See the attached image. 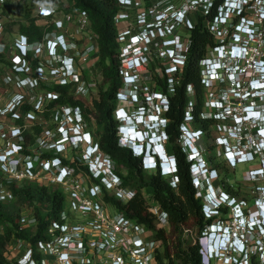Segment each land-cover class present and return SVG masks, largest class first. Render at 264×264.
I'll use <instances>...</instances> for the list:
<instances>
[{"label": "built area", "instance_id": "obj_1", "mask_svg": "<svg viewBox=\"0 0 264 264\" xmlns=\"http://www.w3.org/2000/svg\"><path fill=\"white\" fill-rule=\"evenodd\" d=\"M7 1L0 0V202H14L13 186L30 184L60 189L66 197L63 222L52 223L49 239L34 248L19 242L18 264H180L146 225L106 201L108 195L126 204L136 191L123 186L125 169L101 149L93 101L103 71L89 18L73 2L69 9L38 4L32 17L43 21L44 33L32 40L18 28L7 31L9 22L22 18L13 14L19 0ZM117 8L122 86L114 118L121 146L139 144L142 135L169 123L170 98L182 82L199 20L213 40L198 63L202 89L214 91L205 108L222 121L221 107L236 118L253 107L264 111V0H118ZM186 90L190 96L193 85ZM63 96L83 106L57 103ZM243 127L237 138L245 137L242 129H255L256 147L264 134L256 123ZM153 160L144 159L145 171L155 169ZM150 212L168 233V213L154 200ZM19 223L24 229L37 219L23 216Z\"/></svg>", "mask_w": 264, "mask_h": 264}, {"label": "trees", "instance_id": "obj_2", "mask_svg": "<svg viewBox=\"0 0 264 264\" xmlns=\"http://www.w3.org/2000/svg\"><path fill=\"white\" fill-rule=\"evenodd\" d=\"M71 1L89 18L92 29L99 36V61L103 71V84L100 87L98 99L93 101V107L99 126L98 135L101 149L125 169V174L122 175L123 186L136 191L134 197L126 204H122L115 197L108 195L106 201L115 209L124 212L127 217L146 225L153 231L154 238L165 243L167 256L170 257L174 254L175 260L180 264H202L198 240L205 235L215 217H205L202 199L198 197V191L193 184L190 171L191 163L188 161L187 153L182 149L179 138L182 134L180 128L185 124V114L190 102V96L186 90L188 85H193L199 101L193 117L198 123V128L205 131L207 137L214 136L211 132V126L216 121L200 119L203 106V89L198 66L207 47L213 43L212 37L202 20H199L191 30L192 46L182 82L176 86V92L170 98L167 112L169 119L167 132L169 134V146L178 161L177 183L176 186H173L172 181L163 177L159 172L150 174L145 171L142 167V160L119 145L118 122L114 118V109L117 104L116 93L122 86L120 61L116 55L117 27L114 22V16L118 10V0ZM10 2L12 0H8L7 4ZM46 2L63 8L65 0H46ZM32 11L33 9L29 5H25L21 20L9 22L7 31L12 32V28L17 25L19 32L28 35L32 40H40L44 28L32 17ZM57 89L66 92L65 88L58 87ZM57 103H72L83 106L82 102L65 96ZM54 104L52 103L51 107ZM147 189L151 190L155 203L169 215L170 231L168 233L159 227L156 218L150 212L144 197V192ZM12 190L16 200L12 203L0 202V264H12L6 255L10 244L23 242L25 245L34 248L38 241L49 239L46 232L52 223L63 222L62 212L66 197L60 189L30 184L23 187L13 186ZM43 208L45 212L42 211ZM26 210H29V214ZM229 211L227 205H222L218 209V216L228 215ZM23 216L36 218L37 224L22 229L19 219ZM232 218L233 215L227 220L231 221ZM191 225L198 229L199 239L197 243L192 241L187 243L177 237L181 234L183 227ZM175 235L177 236L174 238ZM15 264H18V260Z\"/></svg>", "mask_w": 264, "mask_h": 264}, {"label": "clouds", "instance_id": "obj_3", "mask_svg": "<svg viewBox=\"0 0 264 264\" xmlns=\"http://www.w3.org/2000/svg\"><path fill=\"white\" fill-rule=\"evenodd\" d=\"M262 109V106L253 107L249 112L243 114L238 118H236L237 115L235 116V114L232 112L227 113L226 110L223 109V107L218 110L219 112H224L227 120H234V129L228 132L227 135H222L219 137V140L221 141L220 145L223 146L224 154L226 155L227 160L229 161L231 166L235 167L238 163H240L239 160L244 162H251L255 160V153H258L260 150L264 151V138L262 139V141H259L258 145L254 148H251L249 145L244 146L239 144L241 139L239 140L237 138L239 128L246 126L249 123H256L257 128L260 129L262 134H264V111ZM204 117L206 119L222 121L220 120V117L218 115H212L210 112H206L204 114ZM185 121L186 123H189L191 122V118H185ZM158 124H160V122H157L156 125ZM168 124L162 129H157L152 132L150 131L147 132L146 135H142L143 140L137 141V143L139 144H130L129 146L119 145L131 151L134 156L140 158L142 160V163L144 159L153 158V161L155 163V169L153 171L159 172L163 177L169 178V180L173 181L175 177L177 178L178 161L175 154L172 151L171 153H168L166 149V146L169 145V134L167 132ZM184 126L185 125L183 124L180 128L182 134L179 138V142L181 146L182 139L185 135L184 131H186ZM203 133L204 132L202 130H199L197 132H191L190 130L186 131L187 139H193V143H191L189 146L190 153H188V151L182 147L184 152L187 153L188 161L191 163L190 171L193 178V184L195 185L198 194L202 191L205 192V199L202 203L206 218L215 217L216 219V217L218 216V209L222 205H227L233 212V220L235 221V224L231 223V220L225 223L219 222L209 225L208 234L205 235L200 242L202 264H217L220 262L219 259H221V263L223 264H248L245 262V258H243V255L248 251L246 243L250 242L253 239L257 241L260 240V242L264 243V232L262 229L264 225L258 224L250 231L247 224H245V226H243V224H240L235 217V206H230V202L221 197V194L228 193L224 191H217L215 188H213L211 180L218 177L217 169H212V167L207 164V162L201 155L202 153H200L197 148L200 143L198 142V138H203ZM258 136L262 137L261 133H259ZM195 139L197 140L195 141ZM145 142H147L146 145ZM159 149H161V151H159ZM260 170L262 171V173L260 174H264V169ZM204 175H207L206 179L204 178L203 180H200V178H202ZM195 180L199 181V184H196L197 182L195 183ZM228 195L236 201V207H240L242 217L245 218L246 222H248L251 214L256 213L260 209V205L258 204L257 209L248 214L246 218V215L244 216V214L242 213V206L244 204L237 201L236 198H234L230 194ZM259 201L264 200L262 198H259L257 203H259ZM208 208L214 210V213L211 216L208 214ZM212 225H222L223 227H225V229L218 232L217 234H212V232L214 231L211 228ZM259 229H262L261 234L258 235L259 237H255L254 232L258 233ZM249 237L251 239L248 241ZM251 247L255 248V243H253ZM260 253L261 255L264 254V245L260 250ZM259 264H263L261 257Z\"/></svg>", "mask_w": 264, "mask_h": 264}, {"label": "rangeland", "instance_id": "obj_4", "mask_svg": "<svg viewBox=\"0 0 264 264\" xmlns=\"http://www.w3.org/2000/svg\"><path fill=\"white\" fill-rule=\"evenodd\" d=\"M16 2H17L16 4H13L14 9L16 10V12L19 11V13L20 12L22 13L21 9H24L25 5H29L32 9H36L38 4L44 3L46 2V0H19ZM71 4H72L71 0H65L63 8L69 9V6H71ZM16 12H13V14L15 15L16 18H19L21 16V13L19 15V13ZM39 23L40 25H43V21ZM17 28L18 26L15 25L12 28V31L13 32L16 31ZM228 85L229 84H227V86ZM204 92L207 93V97L209 94L214 95V91L207 90ZM87 102L89 104L91 101L88 100ZM242 109L245 110V107L243 106ZM207 112H209V110ZM236 115L238 116V114ZM189 123H186L185 121L184 127L186 131H189L190 129L193 128L192 126H190ZM233 129H234L233 119H229L227 121H216V123L211 126V132L214 136L207 137L206 135H204V137L200 139L198 149H200L202 153L201 155L207 161V164L210 165L212 169L214 168L217 169L218 177L216 179L211 180L213 188H215L217 191L227 192L228 194L236 198L237 201L242 202L244 204L242 206V213L244 214V216L246 215L247 218L248 214L252 213L257 209L258 199L262 198L264 200V174H258L257 172H254L257 169H264V153L262 152L255 153V160L251 162H244L239 160L240 163H238L235 167L231 166V164L227 160L226 155L224 154L223 146L220 145L221 141L219 140V137L222 135H227L228 132L232 131ZM97 130H99V128H97ZM242 130L244 132L245 137L243 138V140L240 141L239 144L244 146L249 145L251 148H254L252 140L255 135V129L253 130L252 128L251 129L244 128ZM190 144L191 142H189L188 139L186 140L184 138L182 139V147L186 149L188 153H190L189 150ZM166 149L168 153H171V148L169 145L166 146ZM148 173L151 174L154 173V171H148ZM206 177L207 175H204L202 178H200V180H203L204 178L206 179ZM151 193H152L151 190H146L144 192V197L146 198L149 209H150V203L153 201V196H152L153 194ZM204 196H205V192L203 191L198 194V197L202 199V202H204L205 199ZM42 211L45 212L44 208ZM26 212L27 214H29V210H26ZM115 212L116 211L112 210V213ZM232 215H233L232 210L230 209L228 215L216 217L213 223H219V222L225 223L226 221L229 222L227 219L231 218ZM231 223L235 224L233 218ZM215 229L212 228V230ZM261 231L262 229H259L258 233L254 232V236L256 237L260 235ZM176 236L177 235H175L174 238ZM177 237H179L183 241H186L187 243H190L191 241L193 243H197V240L199 239V232L198 229L193 225L186 226L185 230L183 229L181 234ZM250 239L251 238L249 237L248 241ZM200 242L201 240H198L199 244ZM253 243H255L256 245L255 248L251 247ZM263 245H264L263 242H260V240L257 241L255 239L246 243V246L248 247V251L246 254L243 255V258H245V262L248 264H255V263L258 264L261 257L264 264V257H262L260 253V250L263 248ZM21 252L22 250L19 242H13L8 246L6 255L8 259L11 261V263L15 264L19 259ZM49 261L50 264H60L58 261H54V260H49ZM219 261H220L219 263H221V259H219Z\"/></svg>", "mask_w": 264, "mask_h": 264}, {"label": "flooded vegetation", "instance_id": "obj_5", "mask_svg": "<svg viewBox=\"0 0 264 264\" xmlns=\"http://www.w3.org/2000/svg\"><path fill=\"white\" fill-rule=\"evenodd\" d=\"M202 96H203V101H202V104H203V106H202V111L200 112V119H206L205 117H204V114L208 111V108H205V104L206 103H208L209 101V99L207 98V93L206 92H204L203 91V94H202ZM190 102H192V107L191 108H188L187 107V113H189L190 115H191V122H190V126H192L193 128L192 129H190V131L191 132H197V131H199V130H202V129H200V128H198V123L195 121V118H193L194 116H195V109L197 108V106L199 105V101H198V97L196 96V93H195V90H194V92L190 95ZM216 123V122H215ZM214 123V124H215ZM213 125V124H212ZM203 131V130H202ZM204 133V135H206L205 134V131H203ZM200 139H201V137H199L198 138V142H200ZM197 139H195V141H196ZM194 141V142H195ZM197 142V143H198ZM197 148H198V146H197ZM198 151L201 153V151H200V149H198Z\"/></svg>", "mask_w": 264, "mask_h": 264}, {"label": "bare ground", "instance_id": "obj_6", "mask_svg": "<svg viewBox=\"0 0 264 264\" xmlns=\"http://www.w3.org/2000/svg\"><path fill=\"white\" fill-rule=\"evenodd\" d=\"M188 140H189V142L193 143V139L188 138ZM159 151H161V149H159ZM149 161H151V160H149ZM215 228H216V227H215ZM215 228H214V229H215ZM219 264H223V263H219Z\"/></svg>", "mask_w": 264, "mask_h": 264}, {"label": "crops", "instance_id": "obj_7", "mask_svg": "<svg viewBox=\"0 0 264 264\" xmlns=\"http://www.w3.org/2000/svg\"><path fill=\"white\" fill-rule=\"evenodd\" d=\"M152 163V162H151ZM147 190H150V189H147ZM150 193V192H149Z\"/></svg>", "mask_w": 264, "mask_h": 264}]
</instances>
